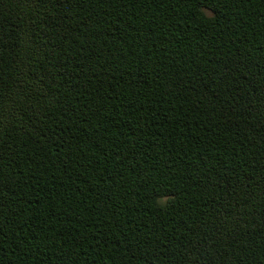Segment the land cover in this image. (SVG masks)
<instances>
[{"label": "trees", "instance_id": "16d2710c", "mask_svg": "<svg viewBox=\"0 0 264 264\" xmlns=\"http://www.w3.org/2000/svg\"><path fill=\"white\" fill-rule=\"evenodd\" d=\"M0 264H264V0H0Z\"/></svg>", "mask_w": 264, "mask_h": 264}]
</instances>
